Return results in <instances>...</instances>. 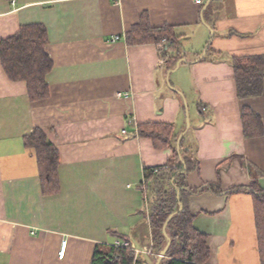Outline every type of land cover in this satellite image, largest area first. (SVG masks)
<instances>
[{
	"label": "crops",
	"instance_id": "crops-1",
	"mask_svg": "<svg viewBox=\"0 0 264 264\" xmlns=\"http://www.w3.org/2000/svg\"><path fill=\"white\" fill-rule=\"evenodd\" d=\"M34 23L52 61L47 96L32 101L0 62V264H90L97 245L117 239L139 264L150 260L144 169L173 152L138 133L146 123H171L183 139L198 165L188 187L218 186L188 197L207 264H261L252 194L230 190L252 179L264 188V78L260 95L239 98L232 63L264 57V0H0V40ZM139 25L169 29L179 61L167 69L165 43ZM244 107L262 135L244 136ZM34 128L57 150L54 193L24 145Z\"/></svg>",
	"mask_w": 264,
	"mask_h": 264
},
{
	"label": "trees",
	"instance_id": "trees-1",
	"mask_svg": "<svg viewBox=\"0 0 264 264\" xmlns=\"http://www.w3.org/2000/svg\"><path fill=\"white\" fill-rule=\"evenodd\" d=\"M136 29L149 33L155 43H165L163 57L167 69L179 61L181 56L177 51L176 41L172 35L165 32L169 29L149 28L146 25H139L133 30ZM132 31L128 34L129 40L133 36ZM47 43L46 29L37 23L22 25L15 34L0 40V62L4 72L12 81L26 83L28 96L32 101L43 99L48 94L45 76L52 67V61L46 52ZM207 50L210 51V48ZM232 63L237 96L247 98L260 95L264 78V57L261 55L234 57ZM242 123L245 137L263 134L260 117L247 107L242 110ZM138 133L149 137L156 147H170L173 152L165 165L168 169L157 173H152V169L149 168L144 169L145 187L149 189L151 195L149 222L153 240L152 255L150 260H145L144 263L157 264L159 253L169 240L166 253L158 264H207L209 256L207 235L193 226L194 215L188 208V197L205 190L218 192L217 184L205 183L196 189L187 186L185 182L187 174L198 165L189 155L187 156V149L182 150L183 139H177L171 123L142 124L138 126ZM24 145L34 148L36 152L42 191L44 193L58 191V154L54 145L40 128H34L24 136ZM234 191L252 194L260 259L261 264H264V188L260 187L257 180L252 179L248 185L230 190ZM171 214L164 234L163 224ZM139 261L128 247L97 245L90 264H139Z\"/></svg>",
	"mask_w": 264,
	"mask_h": 264
},
{
	"label": "built area",
	"instance_id": "built-area-1",
	"mask_svg": "<svg viewBox=\"0 0 264 264\" xmlns=\"http://www.w3.org/2000/svg\"><path fill=\"white\" fill-rule=\"evenodd\" d=\"M114 2H119V0H113ZM194 2L196 3V4H201L202 3V0H194ZM117 40V37H113L110 41H112V42H114V41H116ZM118 96H122V95H124V96H127V93H123V94H121V93H118L117 94ZM166 169H168L167 168V166H161V167H159V168H155L154 170H153V173H157V172H159V171H163V170H166ZM63 247L61 248V250H60V255L62 256L63 255V252H64V246H65V242H63ZM111 245H113V246H115V247H128V248H130L134 253H136L137 252V250L131 245V243L129 242V241H127V240H119V239H117V240H115Z\"/></svg>",
	"mask_w": 264,
	"mask_h": 264
},
{
	"label": "water",
	"instance_id": "water-1",
	"mask_svg": "<svg viewBox=\"0 0 264 264\" xmlns=\"http://www.w3.org/2000/svg\"><path fill=\"white\" fill-rule=\"evenodd\" d=\"M181 208V205L179 206V209ZM172 217V214L168 216V218L165 220L164 224H163V227H162V230H163V233L165 234L166 233V225L167 223L169 222V220L171 219ZM168 244H169V240H168V243L167 245L162 249V251L159 253L158 255V259H157V264L160 262L161 258L165 255L166 253V250H167V247H168Z\"/></svg>",
	"mask_w": 264,
	"mask_h": 264
},
{
	"label": "rangeland",
	"instance_id": "rangeland-1",
	"mask_svg": "<svg viewBox=\"0 0 264 264\" xmlns=\"http://www.w3.org/2000/svg\"><path fill=\"white\" fill-rule=\"evenodd\" d=\"M182 155L185 156V153L182 151Z\"/></svg>",
	"mask_w": 264,
	"mask_h": 264
}]
</instances>
